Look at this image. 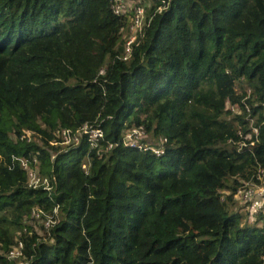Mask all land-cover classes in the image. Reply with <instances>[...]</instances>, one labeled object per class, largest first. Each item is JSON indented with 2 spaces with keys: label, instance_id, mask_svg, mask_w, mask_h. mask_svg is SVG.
Masks as SVG:
<instances>
[{
  "label": "trees",
  "instance_id": "16d2710c",
  "mask_svg": "<svg viewBox=\"0 0 264 264\" xmlns=\"http://www.w3.org/2000/svg\"><path fill=\"white\" fill-rule=\"evenodd\" d=\"M132 1L0 0V264H264V0Z\"/></svg>",
  "mask_w": 264,
  "mask_h": 264
},
{
  "label": "built area",
  "instance_id": "2783aa9c",
  "mask_svg": "<svg viewBox=\"0 0 264 264\" xmlns=\"http://www.w3.org/2000/svg\"><path fill=\"white\" fill-rule=\"evenodd\" d=\"M128 0H112V10L116 15H120L126 13L128 11V7H131V4L127 3ZM133 16V25L131 29L134 32H139L144 19V8L141 6L133 5L131 7ZM162 9L160 8L159 11ZM134 41V38L128 43L126 47V54L130 52V44ZM250 93V91H248ZM262 94L264 95V88ZM235 108L231 107V111H234ZM248 111V110H247ZM252 132L254 135L257 134L256 128H252ZM57 137L62 141L61 145H71L72 143L77 145L79 140L83 137L87 140L88 147L90 149L101 148V140L104 138L103 131L99 128H95L91 125H83L80 129L75 132H71L69 130H61L56 132ZM144 135V131L141 128H136L129 130L126 132L124 137V142L126 145L130 147H136L139 144L140 138ZM253 145V143H252ZM113 145L107 144L104 149L109 150ZM157 155H160L162 151H155ZM85 165L83 168L85 169ZM29 185L36 188L41 184V180L36 174V172H29ZM45 181V180H44ZM43 181V182H44ZM247 186V185H246ZM236 199L242 204L245 210L248 212L249 217L253 218L258 215H264V183L260 186H248L247 188L241 189L236 193ZM20 247L17 249H13L10 252V258H15L20 255L19 252Z\"/></svg>",
  "mask_w": 264,
  "mask_h": 264
},
{
  "label": "clouds",
  "instance_id": "9594fccd",
  "mask_svg": "<svg viewBox=\"0 0 264 264\" xmlns=\"http://www.w3.org/2000/svg\"><path fill=\"white\" fill-rule=\"evenodd\" d=\"M127 3L128 4H133V5H136V6H140L138 3H137V1H132V0H128L127 1ZM111 5H112V0H111ZM132 5V6H133ZM131 6V7H132ZM131 7H128V11L126 12V13H123V14H120V15H118V16H121V15H125V14H130V13H132V16H131V23H130V27H129V31L127 32V40H126V43H125V57H129L130 56V53H131V51H132V45L133 44H135V42H136V37H137V35H138V33L137 32H134L132 29H131V27H132V25H133V16H134V14H133V12H132V9H131ZM141 7H143V6H141ZM112 8V7H111ZM143 8H145V6L143 7ZM113 11V10H112ZM145 11V10H144ZM159 12H161V11H159ZM114 13V12H113ZM115 14V13H114ZM145 14H146V11H145ZM145 14H144V18H145ZM116 15V14H115ZM143 23H144V19H143ZM143 23H142V25H143ZM132 38H134V41H132L131 42V44L129 45L130 46V52L128 53V54H126V47H127V45H128V43L131 41V39ZM103 73V72H102ZM262 92H263V89H262ZM85 125V124H84ZM88 125V124H87ZM143 131H144V129H143V127H140ZM100 129V128H99ZM134 129H136V128H134ZM139 129V128H138ZM102 130V129H101ZM103 131V130H102ZM25 134V136L28 138V139H30V136H31V134H29L28 132H25L24 133ZM104 134V133H103ZM145 137V133H144V135L140 138V140L142 139V138H144ZM84 138V137H83ZM140 140H139V144H140ZM146 145H144V147H145ZM155 151H158V150H155ZM154 151V152H155ZM162 151V150H161ZM162 154V153H161ZM239 191V190H238ZM235 200H237L236 199V196H235ZM242 210L247 214V216H248V218L250 219V220H252V221H254V220H256L259 216H261V215H258V216H256L255 217V219L253 220L252 218H250L249 217V214H248V212L245 210V208L242 206ZM264 216V215H263Z\"/></svg>",
  "mask_w": 264,
  "mask_h": 264
},
{
  "label": "rangeland",
  "instance_id": "374dc122",
  "mask_svg": "<svg viewBox=\"0 0 264 264\" xmlns=\"http://www.w3.org/2000/svg\"><path fill=\"white\" fill-rule=\"evenodd\" d=\"M133 4H131V6H132ZM144 10L146 11V5H145V8H144ZM143 141H145L146 140V142L147 143H152L151 141H152V137L151 136H145L143 139H142ZM141 140V141H142ZM56 145V144H55ZM61 145V144H60ZM63 147H65V145H63ZM235 204H234V207H233V211L234 212H236L237 210H239V208H242V204L238 201V200H235ZM253 220L255 219V217H253L252 218ZM41 222L40 221H38V222H34L33 224H32V226H33V228H34V231L35 232H37V233H39V234H41L42 233V230H41ZM21 264V263H20Z\"/></svg>",
  "mask_w": 264,
  "mask_h": 264
}]
</instances>
